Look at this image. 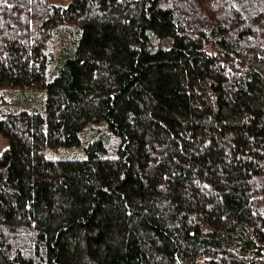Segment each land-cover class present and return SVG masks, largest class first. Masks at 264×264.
<instances>
[{
  "label": "trees",
  "instance_id": "trees-1",
  "mask_svg": "<svg viewBox=\"0 0 264 264\" xmlns=\"http://www.w3.org/2000/svg\"><path fill=\"white\" fill-rule=\"evenodd\" d=\"M0 132V264H264V0H0Z\"/></svg>",
  "mask_w": 264,
  "mask_h": 264
},
{
  "label": "rangeland",
  "instance_id": "rangeland-1",
  "mask_svg": "<svg viewBox=\"0 0 264 264\" xmlns=\"http://www.w3.org/2000/svg\"><path fill=\"white\" fill-rule=\"evenodd\" d=\"M57 3H65L66 0H54ZM52 46H55L56 55L60 49L59 42L53 44ZM9 146V140L8 138L0 132V152H2L6 147ZM74 151L69 148H62L60 150H49L48 155L51 157H62V156H73ZM83 154L86 153L85 151L82 152ZM85 155V154H84Z\"/></svg>",
  "mask_w": 264,
  "mask_h": 264
}]
</instances>
